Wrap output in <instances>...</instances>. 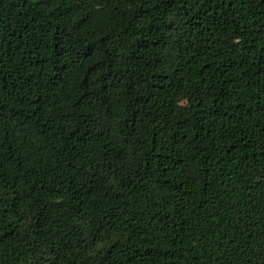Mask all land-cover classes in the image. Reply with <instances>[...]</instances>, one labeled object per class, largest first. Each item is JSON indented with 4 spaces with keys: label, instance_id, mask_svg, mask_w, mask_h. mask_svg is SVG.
I'll list each match as a JSON object with an SVG mask.
<instances>
[{
    "label": "trees",
    "instance_id": "16d2710c",
    "mask_svg": "<svg viewBox=\"0 0 264 264\" xmlns=\"http://www.w3.org/2000/svg\"><path fill=\"white\" fill-rule=\"evenodd\" d=\"M0 264H264V0H0Z\"/></svg>",
    "mask_w": 264,
    "mask_h": 264
}]
</instances>
